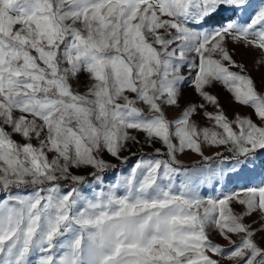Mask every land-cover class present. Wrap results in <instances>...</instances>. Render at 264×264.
<instances>
[{
  "label": "snow or ice",
  "instance_id": "6c2138e0",
  "mask_svg": "<svg viewBox=\"0 0 264 264\" xmlns=\"http://www.w3.org/2000/svg\"><path fill=\"white\" fill-rule=\"evenodd\" d=\"M0 264H264V0H0Z\"/></svg>",
  "mask_w": 264,
  "mask_h": 264
},
{
  "label": "rangeland",
  "instance_id": "374dc122",
  "mask_svg": "<svg viewBox=\"0 0 264 264\" xmlns=\"http://www.w3.org/2000/svg\"><path fill=\"white\" fill-rule=\"evenodd\" d=\"M255 56H256L255 52L246 51V50L241 48V49L237 50L235 58L237 60L243 61L248 66V68L251 69ZM253 75L255 76L258 74L253 72ZM212 91H214L216 94L219 95L221 102L223 104H225V106H226V110H227L229 116H231L234 111H240L241 113L249 111V109L240 108L237 105L228 106L227 101L230 99V97H229L228 92L222 86L217 85L214 89H212ZM189 99L196 100V99H198V97H196L194 95V93L191 89L186 88L184 90V97L181 100V104L183 105ZM209 110H212L211 107L209 108ZM178 113H179V109H168V115L170 118L178 115ZM197 119L199 120V117ZM200 123L203 125L205 122L203 120H200ZM141 137H142V134H141ZM156 146L159 147L160 145H156ZM132 150L136 151V148H133ZM144 151L151 152L152 149L151 148H145ZM212 151H215V149L207 150L206 154H211ZM123 155H128V153L125 152V153H123ZM179 158L181 160H183L186 164L191 163V161L194 159H198L197 156H195L194 154H191V153L183 154ZM105 159H111V157L106 155ZM112 162L116 163V161H114V160ZM133 162H134V158H133V160L129 161V163H133ZM214 239L219 240V237H214ZM219 242L222 244L225 243L222 240H219Z\"/></svg>",
  "mask_w": 264,
  "mask_h": 264
}]
</instances>
